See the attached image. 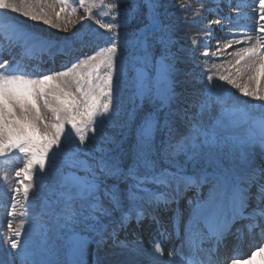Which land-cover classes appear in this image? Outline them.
I'll return each instance as SVG.
<instances>
[{
    "label": "snow or ice",
    "instance_id": "obj_1",
    "mask_svg": "<svg viewBox=\"0 0 264 264\" xmlns=\"http://www.w3.org/2000/svg\"><path fill=\"white\" fill-rule=\"evenodd\" d=\"M78 2L84 4L85 0ZM164 7V0L109 3L111 22L96 23L111 33L110 43L61 64V70L41 68L17 74V69L6 67L7 60L0 63V157L20 156L23 166L15 176L24 179L18 181L14 192L20 193L22 186L24 199L29 196L34 173L38 172L40 179L56 178L50 206L64 229L66 264H86L89 242L99 245L106 238L127 257L117 264H220L219 247L238 222L248 221V230L259 228L264 232V208L248 210L253 199L258 206L264 204V120L256 131L236 136L233 131L244 118H234L238 109L224 107L227 99L223 91L218 84L207 83L213 81V75L206 76L202 89L187 91L177 87L175 31ZM0 10L52 23L35 12H21L9 0H0ZM86 10L91 16V9ZM256 11L255 28L247 30L242 38L233 34L236 29L231 16L223 19L232 25V39L226 42L225 49L232 48L233 43L247 42L249 47L235 53V64L246 61L245 69L256 72L248 78L259 83V77L264 76V0H258ZM77 32L52 40L26 30L7 12L0 15V36L10 46L23 48L29 57L53 51L69 55L78 40L83 46ZM125 50H129L131 61H126L124 68L130 63L136 73L134 99L126 118L116 123L121 105L118 94L114 103L113 77L120 78L119 55ZM50 60L55 64L54 56ZM153 71L154 75H150ZM237 72L241 69L237 68ZM219 80L234 85L243 96L264 101L258 89L241 87L230 74L220 75ZM138 101L149 106L142 108ZM214 106H220L228 119L214 116ZM114 124L116 130L107 133L105 129ZM189 165H196L197 170L189 173ZM109 179L112 184L107 183ZM190 187L198 193L205 187L207 191L188 201L190 219L184 238L179 246L166 249L164 244L173 234L157 209L167 208ZM145 221L155 232L147 246L141 237L120 239V232L133 222L143 229ZM8 228L12 229L11 222ZM22 231L23 224L13 230L15 239L0 236V243L6 240L8 264H16L17 258H22L23 264H61L38 258L42 250L53 255L51 249L44 248L43 232L37 248L20 240ZM204 241L209 246L205 247ZM258 250L264 251V247L258 246ZM0 264H5L3 258ZM231 264L242 261L234 257Z\"/></svg>",
    "mask_w": 264,
    "mask_h": 264
},
{
    "label": "rangeland",
    "instance_id": "obj_2",
    "mask_svg": "<svg viewBox=\"0 0 264 264\" xmlns=\"http://www.w3.org/2000/svg\"><path fill=\"white\" fill-rule=\"evenodd\" d=\"M9 1L11 3H15L17 7L21 9V12L24 10L32 11L35 12L37 15H41L45 19H49L52 21L51 24H45L42 20L32 21L26 17H23L20 12H12L11 10H7V13L9 14L10 18L15 20L20 25H23L26 30H30L33 33H38L41 36L50 38L52 40H59L64 37L71 36L72 33L77 32V30L79 29V32H77V36L83 38V47H84L83 51H81V56L90 54L93 51H95L98 47L107 46L110 43L108 37L111 35V33L107 32V30L105 29H102L100 25L96 23V21L99 20L101 23L111 22V14L109 9L107 8V5L109 3H114L115 0H102V2L101 0H85L84 4H80L78 0H63V2L62 0H9ZM245 1L247 2V0ZM164 4H165L164 7L165 16L167 20L174 26V31H175L174 51L176 52L179 58V68H180L179 77H178L179 82L177 87L179 89L187 90V91L202 89V83L200 81H197L196 79L197 77H194L193 71H195L196 69L197 70L202 69L201 73H203V71L205 70L206 74L210 73V75H213L214 82L213 81L211 82L218 84L219 88L223 91V93L226 96L227 103L224 105V107H231L235 105V107H237L238 109L236 115L243 116L244 118L243 122L239 126H237V129L240 130L239 137L245 136L247 134L248 131L247 127L250 124V121L253 118H255V116L264 114V111L262 110L264 108V101L248 100V97H244L241 94L240 90L236 88L234 85L228 84L225 81H220L219 76L230 74V78L234 79L237 84L241 85V87H247L249 88L250 91L258 89L259 92L262 94H264V76L259 77V83H257V80L255 79L247 80L248 78L246 77L248 76L245 75L246 62L241 61V64L239 65L235 64V61L237 59V56L235 55V52H237L236 49L233 46L232 48L229 49L223 48L226 43H224L221 35L220 36L215 35L216 37L213 38L208 37V29L206 28V21H209L210 23L212 21L213 23H211V27L213 24L215 26H219L220 28H222L224 36H227L228 38L227 40H229L231 38L229 37L230 35L229 29L227 30L226 33V30L221 25L227 23V21L224 20L223 17L220 19L218 15H220L221 17V14L223 12L232 14L233 11L236 10V6L233 5L231 0L229 1L228 0L226 1L225 0L224 1L223 0H217V1L216 0L215 1L169 0L168 2L164 1ZM177 5H185L190 7L185 9V8L177 7ZM61 9H63V11H61ZM86 9H91L92 12L91 16L88 15V11ZM57 13H59V15H57ZM0 15H2L1 10H0ZM236 16H234V18ZM204 17L206 18L205 20L203 19ZM231 17H232L231 19L233 20V16ZM216 20H219L220 24H217ZM244 20L245 21L247 20V22L242 23L240 18V22H239L240 26L247 25L251 19L246 18ZM233 24L236 23L233 22ZM56 25H59V28H57ZM239 28L241 31H247L244 28L238 27L236 29V32L237 30L238 32H241ZM76 45L81 46V41L78 40ZM85 47L88 48L87 51L85 50ZM243 47L247 48L248 44L246 46L243 45ZM217 48L222 49V51H220L221 53H226V54L228 53L227 56L225 58H222V55L224 54H220V56L217 55L218 54ZM205 52H207V56L204 55ZM230 56L233 57L231 58ZM216 58L219 60H217ZM197 59L199 60V64L201 65L196 64L195 66L193 62ZM180 60L181 62H183V65L180 64ZM126 61L128 62L131 61V55L129 50H125L123 53L119 55V66L121 72L120 78L117 79L116 75H114L113 77L114 103L116 102L115 96L118 94L121 105V110L120 113L118 114L116 123H120L126 118V113L132 107V101H133L132 100L133 91H134L133 84L135 80L134 68L129 63L128 68L125 70L124 64ZM237 68L241 69L240 73L237 72ZM253 71L251 72L250 76L256 75L254 69ZM202 82L204 83V81ZM229 104L231 106H229ZM215 109L216 107H213V109L211 110L212 113L215 111ZM256 110L259 112H254ZM219 113L222 118L228 117L226 115H222L221 108L219 109ZM106 129H110L113 133L116 130L115 124ZM89 136H91V133L89 134ZM61 144L63 145V138ZM257 152H258L257 158L260 161L259 149H257ZM13 162L14 159L10 157L9 162L7 163L5 162L6 169L12 167ZM202 163L204 166L207 165L206 161ZM192 167H196V165H189L188 168L190 169L188 170H192L191 169ZM35 178L39 180V183H37V187H36L37 190L35 188V192H36L35 194L38 195L37 203L40 204L39 206L42 205L41 208H43V210L46 209L48 211V214H42V216L40 217L39 216L35 217V219L37 218L36 220L35 219L31 220V223L35 225L34 231L36 234H34V241L42 240V236H41L42 232H40V229L44 230L43 239L45 234L47 233L52 234V236L49 235L50 243L46 241L44 248L51 249L53 255L49 256L46 254L45 251L42 250L43 254L42 256H40V259H44V260L52 259L53 261L56 260L61 262L63 260L62 254L64 252V248L61 249L62 240L60 239V236H58L60 233V230H58V226L61 225L62 232L64 231V229L62 228V223L59 221L57 215L52 210H50L51 209L50 202L53 199V195L56 191L57 180L54 177H45L43 179H40L39 173L35 176ZM206 191L207 189L205 190V193ZM8 194L9 191H7L6 188H5V197L4 195L0 194V236L3 237L6 236H5V231L2 229L1 224H2V216L5 211L7 201L9 200L6 199ZM184 195L186 194H182V196ZM194 196L195 195H193L189 199L193 198ZM40 223H44L45 225L40 226ZM51 226L53 227V229H51ZM55 226H57L56 231H55ZM183 226H185V223H183ZM3 245L4 243H0V257L5 258L6 252ZM106 249L110 252H104L101 258L98 255L97 264H104L103 262L106 261H107L106 264H110V263L117 264V261L125 257L123 255L120 256L121 253L114 244H112L111 247H107ZM263 255L264 253L262 255L255 256L252 259L259 264H263L264 263ZM6 258H8L7 255Z\"/></svg>",
    "mask_w": 264,
    "mask_h": 264
},
{
    "label": "bare ground",
    "instance_id": "obj_3",
    "mask_svg": "<svg viewBox=\"0 0 264 264\" xmlns=\"http://www.w3.org/2000/svg\"><path fill=\"white\" fill-rule=\"evenodd\" d=\"M212 1V0H211ZM214 1V0H213ZM217 1V0H216ZM224 1V0H223ZM226 1V0H225ZM10 2V1H9ZM232 2H233V4L236 6V9L238 10V16H236V18L233 20V22L234 23H236V24H233L234 26H235V29H237L238 27H241V28H244L245 30H249V29H254L255 28V26H256V18L255 19H253V21L252 22H249L247 25H241L240 26V24H239V18L241 17L242 19H246V18H248L250 15H248V13H246V12H243L242 11V7H244V5L242 4V1L241 0H232ZM204 4V3H203ZM212 4H213V2H212ZM237 5H240V7L239 8H237ZM254 7H256V9L254 10V11H256L258 8H257V6H258V2L257 1H254V3L252 4ZM233 6V5H232ZM253 6H250V8L248 7V9H250V11H252L251 10V7H253ZM229 9V8H228ZM209 10V9H208ZM221 11V10H220ZM230 11V10H229ZM5 12H7V10H1V13L3 14V13H5ZM222 12V11H221ZM232 12V11H231ZM243 12V13H242ZM257 12V11H256ZM201 14V13H200ZM217 15V14H216ZM192 17V16H191ZM199 18V17H198ZM206 19V18H205ZM215 21V20H214ZM217 21V20H216ZM224 21V20H223ZM238 23V24H237ZM230 27H232V25H228V24H223V28L226 30V33H227V30L230 28ZM220 29H222V28H220ZM240 30V29H239ZM243 30V29H242ZM241 31V30H240ZM225 32V31H224ZM246 31H241V32H234L233 34L236 36V38H242L243 37V34L245 33ZM195 33V32H194ZM187 34V33H186ZM180 35V34H179ZM197 35V34H196ZM219 35H221V37H222V39H223V41H224V43H226V42H231V39H232V36L231 35H229V37H231L229 40H227L228 38H227V36H224V33H223V31H221L220 33H219ZM192 36V35H191ZM242 36V37H241ZM188 37V36H187ZM194 37H196V36H194ZM216 37V36H215ZM185 38V37H184ZM220 38V37H219ZM188 39V38H187ZM197 39V38H196ZM222 43V42H221ZM186 44V43H185ZM248 43L247 42H245V43H243V44H240V45H237V44H233L232 46L236 49V51H242L243 49H245L246 47H243V45H247ZM223 45V44H222ZM249 45V44H248ZM213 46V45H212ZM242 46V47H241ZM222 47V46H221ZM223 48H225V46L223 47ZM218 49V48H217ZM221 49V48H220ZM229 49V48H228ZM224 51V50H223ZM261 51H264V49H262ZM225 52H227V51H225ZM229 52V51H228ZM210 53V52H209ZM212 53V52H211ZM236 53V52H235ZM228 54V53H227ZM219 55V54H218ZM231 55V54H230ZM0 57H2L3 58V60H1L0 59V62L1 63H3V61H5V59L7 58V56H6V53H5V50H3L2 52H0ZM215 57V56H214ZM231 57V56H230ZM233 57V56H232ZM231 57V58H232ZM181 58V57H180ZM238 58V57H237ZM209 59V58H208ZM217 59V58H216ZM215 59V60H216ZM183 60V59H182ZM217 60H219V59H217ZM225 61V60H224ZM246 62V61H245ZM180 64H182L183 65V62H181V60H180ZM246 64V63H245ZM180 69V68H179ZM213 70H214V68H213ZM212 71V70H211ZM253 71V69L252 70H247V69H245V75L246 76H250V74H251V72ZM254 72V71H253ZM255 74V73H254ZM248 77H246V78H248ZM247 80H249V78L247 79ZM256 80V79H255ZM254 80V81H255ZM261 103V102H260ZM36 190H37V188H36ZM36 193V192H35ZM38 198V197H37ZM42 206V205H41ZM51 210V209H50ZM37 219V218H36ZM35 219V220H36ZM34 221V220H33ZM23 224V229H25V230H27L28 229V227L30 228V229H32V227L33 226H31L30 224L29 225H27V224H25L24 222H20V225H22ZM10 236H13V238L12 239H15L16 237L13 235V232L10 234ZM26 239L28 242H31V244L32 245H35L38 241H34V233H33V231H31V230H29V231H25V232H22V235H21V237H20V240L21 239ZM49 240V239H48ZM182 240V238H180L178 241L180 242ZM34 241V242H33ZM180 245V244H179ZM259 247H260V245H259ZM255 248H258V246H255L254 247V249L252 250L253 252L255 251ZM98 250V249H97ZM166 254H167V252H166ZM248 254L249 253H244L243 254V256H242V254H239V256L236 258V259H239V260H241L243 257H247L248 256ZM123 258V257H122ZM127 257H124L123 259H126ZM123 259H121V260H123ZM232 259V257H229L228 258V260H226L225 261V263H223V264H229V263H231V260ZM120 261V260H119ZM61 264H64L63 262H61Z\"/></svg>",
    "mask_w": 264,
    "mask_h": 264
},
{
    "label": "water",
    "instance_id": "obj_4",
    "mask_svg": "<svg viewBox=\"0 0 264 264\" xmlns=\"http://www.w3.org/2000/svg\"><path fill=\"white\" fill-rule=\"evenodd\" d=\"M87 255H86V261L90 262V252H91V248H87Z\"/></svg>",
    "mask_w": 264,
    "mask_h": 264
}]
</instances>
